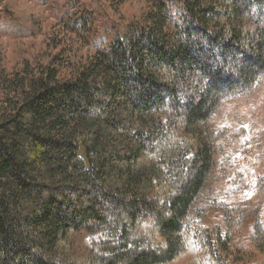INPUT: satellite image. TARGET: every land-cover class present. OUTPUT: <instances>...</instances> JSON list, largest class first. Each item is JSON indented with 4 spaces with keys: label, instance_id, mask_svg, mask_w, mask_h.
I'll list each match as a JSON object with an SVG mask.
<instances>
[{
    "label": "trees",
    "instance_id": "16d2710c",
    "mask_svg": "<svg viewBox=\"0 0 264 264\" xmlns=\"http://www.w3.org/2000/svg\"><path fill=\"white\" fill-rule=\"evenodd\" d=\"M140 1L114 35L69 25L86 51L67 63L0 61V264H264L234 248L242 208L185 232L211 114L264 72V0Z\"/></svg>",
    "mask_w": 264,
    "mask_h": 264
},
{
    "label": "rangeland",
    "instance_id": "374dc122",
    "mask_svg": "<svg viewBox=\"0 0 264 264\" xmlns=\"http://www.w3.org/2000/svg\"><path fill=\"white\" fill-rule=\"evenodd\" d=\"M143 8L140 0H0V61L8 68L23 60L37 66L48 61L53 46L67 63L76 53L86 51L82 38L87 29L74 34L69 25L83 23L102 38L122 30ZM209 127L212 166L185 232H193L195 222L223 230L225 213L242 208L247 217L234 237V248L248 257L264 256V197L256 195L257 181L264 174V72L251 90L222 99L211 114ZM71 238L78 249L87 240L79 234ZM182 257L183 264L193 259L188 248Z\"/></svg>",
    "mask_w": 264,
    "mask_h": 264
}]
</instances>
